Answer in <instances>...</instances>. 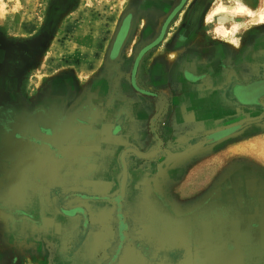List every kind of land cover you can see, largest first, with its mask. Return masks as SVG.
I'll use <instances>...</instances> for the list:
<instances>
[{
	"label": "rangeland",
	"instance_id": "1",
	"mask_svg": "<svg viewBox=\"0 0 264 264\" xmlns=\"http://www.w3.org/2000/svg\"><path fill=\"white\" fill-rule=\"evenodd\" d=\"M34 2V28L21 27V14L0 19V264H84L94 255L100 264H117L127 246L159 264H264V96L254 105L241 104L234 96L236 85L264 80V0ZM0 4L4 10L3 0ZM75 20L97 22L90 25L99 38L96 59L87 67L88 62L67 58L64 50L54 65L49 53L55 44H70L69 25ZM195 22L205 24L196 32L197 43L185 53L181 70L160 83L158 74L152 75L153 60L182 47L193 37ZM197 57L205 59L200 69L194 68ZM57 85L79 89L77 99L97 97L91 114L120 89L122 100L142 101L150 132L139 150L158 153L150 160L129 154L126 160L132 169L143 167L142 195H150L142 188L152 178L155 191L167 187L168 200L191 215L155 221L153 239L129 228L120 196L121 155L138 148L86 140L92 118L81 122L78 132L84 139L79 135L59 141L53 130L49 136L38 107ZM235 127L240 128L222 140L206 141ZM115 128L118 133L119 123ZM69 144L77 147L73 165L59 155ZM43 159L48 162L40 165ZM55 165L67 170L61 181L49 177ZM10 167L20 172H9ZM92 201L102 206L101 213L112 205L114 217L95 220ZM144 223L149 222L140 221ZM105 227L116 235L110 253L103 249L112 234L95 243L92 235ZM150 243L155 247H145Z\"/></svg>",
	"mask_w": 264,
	"mask_h": 264
},
{
	"label": "crops",
	"instance_id": "2",
	"mask_svg": "<svg viewBox=\"0 0 264 264\" xmlns=\"http://www.w3.org/2000/svg\"><path fill=\"white\" fill-rule=\"evenodd\" d=\"M3 4L5 5L4 10L1 9V4H0L1 20H3V18L6 15L11 13L21 14L23 16V20H22L23 22L21 24V27L27 29H32L35 27L34 15H35L36 7L34 0H26L25 3H23L22 0H3ZM91 23L94 26L97 25L96 21L85 22V21L75 20L74 22L73 21L71 22V24L69 25L70 44L65 45L64 48H61L59 44H55L52 47V51L49 53L48 58L53 57L56 60V62L53 63L54 65H58L57 63L61 61V59L64 57L65 53H63V51L65 50L66 52L69 51L66 54L67 58H72V60L80 59L86 63L88 62L87 67H90L89 61H94L96 59L97 56L96 45L99 43L98 36L96 35L94 36L95 33L93 34L91 31L92 29V27L90 26ZM103 23L104 22H101L100 25L102 26ZM202 26H205V24L200 25L199 22H195V25L192 26L193 37H191L188 41H185V44L182 47H177L175 48L176 51H172L164 54L161 61L153 60L152 75L158 74V76L160 77L159 78L160 83L169 82L172 73H176L178 70H181L179 68L181 61H183V57L185 53L189 49H192L193 46L197 43L199 37L196 35L197 34L196 32ZM208 51H209V47H205L203 53L208 55ZM201 59L205 60L204 57L203 58L197 57L194 60L195 62H197L194 68L196 69L201 68L200 66ZM187 60H189V58ZM134 81H136L135 77H134ZM160 83L159 84L158 82L154 83L153 81L154 86L160 85ZM77 91L78 93L75 95ZM51 92H52L51 93L52 97L38 107V112H39L38 119L40 120L41 123L45 122V124L47 125V129H50L47 130V134H49V136H52L51 130H53L54 133L53 137L55 136V139L59 141L73 140L75 137L79 135L80 136L82 135L81 138L84 139L83 134L78 132L79 128H81L80 126H82L83 124L81 122L85 121L84 124H87V118L93 119V117H95L96 119L95 122L94 121L92 122L91 119V124H93L94 128L90 126L88 127L89 132L91 131L92 135L89 137L88 135L89 132L87 131L85 138L86 140L109 142L117 146L120 144L119 147H123L130 144L133 145L132 147L138 148L137 150L143 153V151L139 150L142 147V144H140L139 142L142 139H147L150 131L148 129L149 123L145 122V120L148 119V113H147L148 111L144 110V106H143L144 103L142 101L140 103L130 104L128 101L122 100L121 98L118 97V93H120L119 95L121 97L123 94V90L120 89L116 91V96L110 97V100L104 101L103 103L104 105H102V107L98 112L91 114L90 107L93 108L97 103H99L97 102V97L95 98V96L89 95L88 99H81V98L77 99V97L75 96L79 95V89L76 88L75 91H72L70 90V88H66V89L61 88L59 87V85H57L55 90L53 89ZM98 116H101L103 120L97 119ZM117 123H119L120 125V130L118 131V133H114L113 131H117V128H115ZM21 147L25 149L24 146ZM76 151H77L76 145L69 144V146H65L61 148L59 155L63 157L67 156L69 158L68 164L73 165V161L75 159L73 157L77 155ZM116 151L114 152L115 155H116ZM90 154L91 153L88 152L86 156H90ZM108 155L112 157L113 155L112 150L110 153H108ZM44 162H48V160L43 159V161L40 162L38 161L40 165L41 163ZM126 162L129 171V178L127 181L125 200H124V209L126 211L124 215L127 218V221L129 222V228H131L136 234H138L139 236H144L146 238L151 237L153 239L154 238L153 231L157 229L156 226H153L155 221L157 222L158 221L166 222V221H174V220L176 221V220H180L181 218L186 219L191 215V213H187L186 210L189 209H187L186 207L179 206L178 208L176 207L175 200L173 202L172 201L170 202L168 200L167 187H165V191L162 192L155 191V188L153 187L154 184L152 183L153 181L152 178H149L147 181H145L147 185L146 187L142 188L146 190L145 194L147 193L148 195L149 194L150 195L149 196L142 195V191H140L141 190L140 186H144V185L140 182L139 177L141 176L143 167H141L142 165H137L132 169L129 166V163L132 165V162L130 160L128 161L126 160ZM153 165L154 164H150L149 166L151 170L155 168ZM134 169L135 170L138 169L137 172H133ZM22 171L25 172V170ZM66 171L67 170L64 169L61 170L60 167L58 168V166L55 165V169L54 171L53 170L51 171L50 173L51 175L49 177L50 179H52L53 177L52 174H53L55 180L59 179V181H61L60 178L63 176L64 172ZM9 172L19 173L20 170L19 167H13V168L10 167ZM68 180H73V177L68 178ZM97 181L98 180H96L95 182ZM158 182L160 183V180H158ZM151 184H153V186ZM94 186L95 183L92 184L90 187L93 189L96 187ZM97 203L98 202H94V201L89 202V209L92 206L94 207L92 208V215L96 217L95 220L102 222L105 221V219L108 218L109 215L114 217L113 215L115 213L112 205L109 206L110 208L107 207L106 210L103 209L101 213V209L99 207L102 206H97ZM153 207H155L154 213L151 211ZM93 210L95 212H93ZM181 211L182 213H180ZM140 221L141 222L145 221L149 223L140 224ZM110 233L112 234L111 242L106 248L103 249L104 253L111 252L110 247H112V244L116 236L114 234V230L110 227L109 228L105 227L103 229L101 228L99 232L92 233L94 237V243L98 240L97 239L98 237L106 236L109 235ZM148 245H152L150 247H155L153 246V243L147 244V246L145 247L150 249ZM131 247L133 246H127L125 249H123L121 257L119 258L117 264H159L158 262L153 263L150 262L149 260L144 259V257L140 255L141 251L138 250L137 247L135 248H131ZM140 247H144V245L141 244ZM94 248L96 249L97 253L101 251V248H96V245H94ZM92 259L93 260L86 261L84 264L102 263L95 255L92 256Z\"/></svg>",
	"mask_w": 264,
	"mask_h": 264
},
{
	"label": "water",
	"instance_id": "3",
	"mask_svg": "<svg viewBox=\"0 0 264 264\" xmlns=\"http://www.w3.org/2000/svg\"><path fill=\"white\" fill-rule=\"evenodd\" d=\"M180 9V7L176 8V10L170 15V17L168 18L164 28H163V31H162V34H161V37L154 43V44H157L160 39L162 38L164 32L166 31L167 29V25L168 23L170 22V20L175 16V14L178 12V10ZM263 87L264 86V80L263 81H259V82H255L249 86H242V85H236L235 88H234V94L235 96L237 97V99L239 100V102L241 104H244V105H254V104H257V100L256 101H252V102H246L244 101L242 98H241V90L244 89V91H247V90H250L252 87ZM264 96V93L259 96V97H262ZM258 97V98H259ZM240 127H235V128H231V129H228V130H225V131H221V132H217L213 135H216V134H219L217 135L216 137L208 140V138L206 139L207 142H215V141H219V140H222L223 138H226L227 136H229L230 134H232L233 132H235V130H238ZM211 135V136H213ZM210 137V136H209ZM158 151H153V152H150V153H142V152H139L138 150L136 149H133V148H128L126 149L122 155H121V164L123 166V176H122V182H121V189H120V196H122V198L125 196V193H126V186H127V181H128V178H129V171H128V168H127V162H126V158L129 154H133L135 157L139 158V159H142V160H150L152 159L153 157H155L157 155ZM72 211V210H70ZM70 211H65L64 213L67 215V216H73L75 214H77V212H81V210H78L77 212L75 213H68Z\"/></svg>",
	"mask_w": 264,
	"mask_h": 264
},
{
	"label": "flooded vegetation",
	"instance_id": "4",
	"mask_svg": "<svg viewBox=\"0 0 264 264\" xmlns=\"http://www.w3.org/2000/svg\"><path fill=\"white\" fill-rule=\"evenodd\" d=\"M249 85H251V84H249ZM249 85H247V86H249ZM263 92H264V88L258 87V86L252 87L250 90H247V91H244V89H243V90H241V98L246 102H252V101H256V100L258 102L261 98H263V96L259 97L262 95ZM234 96H235V94H234ZM235 98L237 99L236 96H235ZM124 199H125V196H124ZM122 217H123L122 213L119 211V218H121V220H122ZM121 226L123 227V224Z\"/></svg>",
	"mask_w": 264,
	"mask_h": 264
},
{
	"label": "bare ground",
	"instance_id": "5",
	"mask_svg": "<svg viewBox=\"0 0 264 264\" xmlns=\"http://www.w3.org/2000/svg\"><path fill=\"white\" fill-rule=\"evenodd\" d=\"M222 10H224V8H221ZM219 10V9H218ZM222 10H220V11H222ZM240 10V9H239ZM238 10V11H239ZM264 10V9H263ZM239 12H241V11H239ZM243 12V11H242ZM244 13V12H243ZM245 13H247L248 14V12L247 11H245ZM241 15V14H240ZM262 15L264 16V11H263V13H262ZM253 16V15H252ZM261 16V15H260ZM254 17V16H253ZM225 28V27H224ZM263 88H264V86H263ZM259 89V88H258ZM264 93V92H263ZM262 93V94H263ZM217 135H219V134H216V135H213V136H210V137H208V140H210V139H212V138H214V137H216Z\"/></svg>",
	"mask_w": 264,
	"mask_h": 264
}]
</instances>
